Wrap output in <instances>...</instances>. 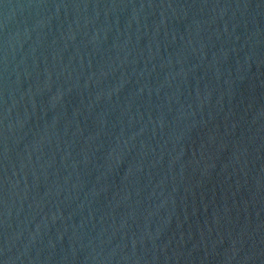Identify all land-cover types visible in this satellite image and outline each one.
Wrapping results in <instances>:
<instances>
[{
	"label": "water",
	"instance_id": "95a60500",
	"mask_svg": "<svg viewBox=\"0 0 264 264\" xmlns=\"http://www.w3.org/2000/svg\"><path fill=\"white\" fill-rule=\"evenodd\" d=\"M264 179V0H0V264H221Z\"/></svg>",
	"mask_w": 264,
	"mask_h": 264
}]
</instances>
